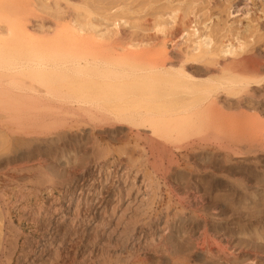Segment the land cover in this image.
I'll return each mask as SVG.
<instances>
[{"label":"rangeland","instance_id":"374dc122","mask_svg":"<svg viewBox=\"0 0 264 264\" xmlns=\"http://www.w3.org/2000/svg\"><path fill=\"white\" fill-rule=\"evenodd\" d=\"M9 1L0 4L6 7ZM51 1L59 2L66 17L104 26L120 20L118 34L108 43L89 34L81 46L57 49L47 43L57 20L37 11L23 14V23L32 33L42 26L49 32L36 34L38 43L17 44L1 24L0 55L79 60L96 54L106 62L101 65L107 84L114 89L131 85L127 93L139 100L148 96L147 101L164 93L163 88L170 93L165 101L171 108L147 116L155 119L156 129L148 123L107 125L98 115L55 110L72 107L69 82H78L82 75L0 83V264H20L28 254L26 239H43L48 222L77 219L124 226L136 222L148 229L165 224L168 228L156 230L162 236L150 245L162 246L166 254L138 252L146 264H174L185 258L187 264H264V94L252 91L231 100L220 93L195 109L191 105L200 97L185 92L182 74L157 72L183 66L202 81L218 78L222 68L235 72L232 56L213 64L186 61L192 46L182 36L195 23L217 45L245 41L239 71L250 69V26L264 30V0ZM172 11H178L174 22L167 18ZM166 22L159 32L158 25ZM163 43L167 55L160 57L157 49ZM140 51L133 62L116 58ZM199 116H226L248 133L218 142L190 123ZM42 118L51 122L33 124ZM71 194L79 201L63 210Z\"/></svg>","mask_w":264,"mask_h":264},{"label":"bare ground","instance_id":"6f19581e","mask_svg":"<svg viewBox=\"0 0 264 264\" xmlns=\"http://www.w3.org/2000/svg\"><path fill=\"white\" fill-rule=\"evenodd\" d=\"M1 1L5 2V0ZM66 1L69 5L73 3L72 0ZM36 2L42 4L40 8ZM56 3L58 4L54 5L51 0H10L6 7L0 4V36L3 35L1 24H6L5 34L12 42L19 44L20 41L26 40L29 44L38 43L36 34L44 35L50 29H44L45 27L42 26L39 31L32 33V29L23 23V14H36L37 11L57 20L52 32L49 33L52 37L47 41L49 45L57 49L64 48L62 47L64 45L70 48L81 46L86 35L89 34L107 43L118 34L120 20L105 26L98 25L93 20L81 21L73 16L66 17L67 12L61 9L59 2ZM177 13L178 11H172L167 18L174 22ZM104 20L109 22L107 19ZM122 24L126 25V22L122 21ZM167 24L169 23L158 25V31L163 33ZM197 26L198 23H195L185 30L182 36V39L189 41L192 46L190 53L186 55V61L213 64L218 63L221 58L232 56V61L239 69L236 68L234 72L222 68L218 78L208 77L203 81L187 73L183 66L179 71L171 66L157 69V72L163 75H174L176 72L182 74L186 82L180 84L185 92L191 96L196 94L200 97L198 101L192 103L191 108L204 107V104L211 103L212 99L220 93L228 95L232 98L231 100H237L243 94L252 91L264 94V30L250 26V69L246 66L240 72L239 64L244 61L239 56L245 53L247 43L237 40L236 46L232 43L217 45L208 31L202 33ZM130 47L138 49L140 46L132 44ZM51 49L54 50L52 47ZM141 54L142 51L133 52L129 56L121 55L116 58L122 62H133ZM157 55L160 57L167 55L164 43L157 49ZM49 56L48 58L33 53L21 55L13 52L0 55V83L15 84L18 80L23 82L30 77L41 82H48L53 77L61 76L66 79L70 75H82L78 82L74 80L69 82L68 90L71 92L72 107L65 111L60 108L55 110L57 113L64 112L72 116L82 113L98 115L107 125L133 123L140 127L148 123L151 124V129H156L155 119L147 116L159 111L165 112L171 108L165 101V97L170 93L163 91V88L161 92L164 93H155L148 101L146 100L148 96L142 95L147 101L145 102L144 99L139 100L136 96L131 97L127 93L132 87L126 85L127 82L123 89H114L110 83L107 84L103 78L106 71L102 68L106 62L99 60L96 54H90L88 58L79 60L77 57L57 60L55 56ZM91 71L93 72L90 73ZM255 88H259L260 91H255ZM50 122L51 119L42 118L37 119L33 124L40 126ZM185 122L181 126L182 129L186 127ZM190 123L200 128L203 134L215 137L218 142L228 141L232 137L246 136L248 133L244 127L228 121L226 116L215 118L199 116ZM151 132L155 133L154 130ZM78 201L79 197L73 198L71 194L67 201L68 207L63 210H68ZM53 210L59 212L60 209ZM115 211L116 209H113V212ZM167 228L165 224H159L157 228L151 226L148 229V225H140L136 222L132 226H124L100 220L89 222L78 219L66 222L54 220L45 225L47 234L43 239L39 241L26 239L25 246L28 254L20 260V264H146L137 257L138 252L148 251L165 255L166 252L162 246L153 247L150 243L162 236H157L156 230L165 231ZM110 247L114 250L111 251ZM128 249H133L136 255H129ZM70 254H72L71 257ZM174 264H187V259L176 260Z\"/></svg>","mask_w":264,"mask_h":264}]
</instances>
